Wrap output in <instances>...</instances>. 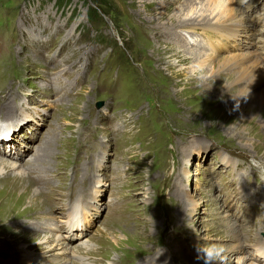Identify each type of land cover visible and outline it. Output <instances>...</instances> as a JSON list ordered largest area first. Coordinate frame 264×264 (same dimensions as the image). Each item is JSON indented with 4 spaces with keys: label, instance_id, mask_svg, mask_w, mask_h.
Instances as JSON below:
<instances>
[{
    "label": "rangeland",
    "instance_id": "obj_1",
    "mask_svg": "<svg viewBox=\"0 0 264 264\" xmlns=\"http://www.w3.org/2000/svg\"><path fill=\"white\" fill-rule=\"evenodd\" d=\"M90 1L102 14L0 0V264H202L192 245L213 243L221 264L254 259L225 224L264 232V118L230 134L241 111L206 82L255 58L264 72V0ZM74 196L91 222L71 241Z\"/></svg>",
    "mask_w": 264,
    "mask_h": 264
},
{
    "label": "bare ground",
    "instance_id": "obj_2",
    "mask_svg": "<svg viewBox=\"0 0 264 264\" xmlns=\"http://www.w3.org/2000/svg\"><path fill=\"white\" fill-rule=\"evenodd\" d=\"M213 15H214L213 13L212 14H208V16L211 17V20L213 19V17H212ZM197 16H200V15L198 13H192L189 17H187L184 20H182L180 22H177L175 24L177 26H180V27L181 26L184 27V26H187V25H192L195 22H197ZM229 30H230V28H226L225 31H229ZM220 36L222 37L223 35H220ZM261 63L263 64L262 59L255 58L253 60L246 61V65H244V66L230 65L228 67L222 66L219 69L217 67V69L219 70L217 72L215 71V68H211L210 69L211 70V73H210L211 76L219 75L220 77L217 78L215 81H213V79H212V81L208 80V82H206V83L207 84H211V86L214 89H217L219 87L223 88V91H224L223 94H224L225 98L229 99L228 101H230L231 103L235 102V104L239 107L238 110L241 111V113H239L238 117L236 118L237 126H235L233 128V130L229 131L230 134L232 133V134L240 135L242 130L245 129L244 126H249L250 125V123H248L247 119L251 118V116L249 115V111H251V110L259 111V109H260L262 111V115L261 116H263V118H264V72L261 69ZM231 74L233 76L232 78L237 76L236 83H231V81H232ZM224 75H230V77L228 76L229 78L226 81H224L223 80ZM196 79L197 78H192V82L196 81ZM197 81H198L199 85H201L203 83V81H200L199 79H197ZM226 99H224V100H226ZM245 122H246V124H245ZM2 126L4 127V122L2 123ZM0 128H1V125H0ZM21 129L22 128H19V130H21ZM13 132L14 131H12V134H13ZM4 135H7V134H4ZM4 135H3V139L2 140H8V139L5 138ZM2 140L0 139V141H2ZM0 149H1V147H0ZM29 175H34V173H27L26 174V176H29ZM19 177H21V176H17L14 181H17L19 179ZM29 180L31 182H33V180H31V179H29ZM240 180H242V179H240ZM33 184H34V182H33ZM244 187L245 186H240L239 185V190L240 191H245ZM85 194H86V192H84V194L82 195L84 197V200L87 199V195L85 196ZM24 196H25L26 200L32 205L31 207L34 208L35 207V201L33 200V198H31L29 191H27ZM245 197H247V196H245ZM261 197L262 196H260V200H261ZM74 198H75V196L73 197L72 200H74ZM249 199H251V197H249ZM255 199H257V198L255 197ZM85 201H84V203H85ZM194 206H195L194 201L190 202L189 207H188L189 213H192L191 209ZM51 212L52 211L48 209V214L44 215L42 217V219H49V220L54 219V217H53ZM60 218H61L60 220L62 222L64 220V217L62 216V213H61ZM83 219H84V222H85L84 223V229L79 230L80 233H83L85 231V228H87V224H89L91 222L89 214H88V216H87L86 213L83 214ZM226 225L227 224H225V234H226L227 237H229L230 243H232V246L234 245L235 247L238 248V247H241V245H243V247L245 248L247 245H250L251 247L257 248L255 250L256 253H260L262 251V245L264 244V240L259 238V236L257 238L254 237V239L247 241L249 239V237L245 234V232L240 231L237 228L238 229V233H236V231L232 227H230V225H228V226H226ZM56 227H57V231H59L58 229L61 227L60 228V232H64L65 233V231H64L65 227H64L63 224H60L59 228H58V226H56ZM259 229H263L264 230V227L261 226ZM77 231H75V232H77ZM68 235H69V237L72 238V234H68ZM68 235L66 234V237H68ZM256 235H258V234H256ZM60 236H61V239H53L52 240V242L56 243L55 247L60 246V244H58V242L62 241V239L64 241L65 238H66V237L63 238L62 235H60ZM77 239H78V237H77ZM68 240L74 241V240H72L70 238ZM48 241L49 240H47V242ZM48 248L51 249L53 247L48 246ZM192 249L193 250L197 249V245L196 244L192 245ZM162 257L163 256L161 255L159 258L162 259ZM255 259L259 263L262 262V264H264V261H262L261 259H259L257 257H255L254 259H252V258L251 259H246V262L244 264H255L253 262V260H255ZM200 262L202 263V261H200Z\"/></svg>",
    "mask_w": 264,
    "mask_h": 264
},
{
    "label": "clouds",
    "instance_id": "obj_3",
    "mask_svg": "<svg viewBox=\"0 0 264 264\" xmlns=\"http://www.w3.org/2000/svg\"><path fill=\"white\" fill-rule=\"evenodd\" d=\"M252 163L257 165V161ZM197 259L202 260V264H221L220 257L223 255L224 248L222 245L210 244L205 247H197Z\"/></svg>",
    "mask_w": 264,
    "mask_h": 264
},
{
    "label": "trees",
    "instance_id": "obj_4",
    "mask_svg": "<svg viewBox=\"0 0 264 264\" xmlns=\"http://www.w3.org/2000/svg\"><path fill=\"white\" fill-rule=\"evenodd\" d=\"M88 8H89L91 11H93V12L95 13V15H98V14H99L100 9H99L97 6H94V8L91 7V6H88Z\"/></svg>",
    "mask_w": 264,
    "mask_h": 264
}]
</instances>
